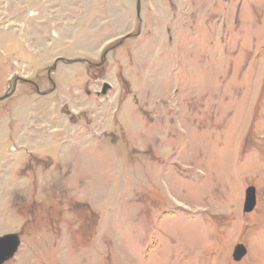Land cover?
<instances>
[{
	"label": "rangeland",
	"instance_id": "374dc122",
	"mask_svg": "<svg viewBox=\"0 0 264 264\" xmlns=\"http://www.w3.org/2000/svg\"><path fill=\"white\" fill-rule=\"evenodd\" d=\"M12 88L4 264H264V0H0Z\"/></svg>",
	"mask_w": 264,
	"mask_h": 264
},
{
	"label": "water",
	"instance_id": "95a60500",
	"mask_svg": "<svg viewBox=\"0 0 264 264\" xmlns=\"http://www.w3.org/2000/svg\"><path fill=\"white\" fill-rule=\"evenodd\" d=\"M140 5V0H139ZM126 37L122 38L118 44L122 43ZM57 63V62H56ZM55 63V66H56ZM21 79L23 81H28L22 77H16V81ZM109 85H106L104 88V92L109 88ZM14 90L11 92L5 93L0 99H5L10 94L13 93ZM38 93L46 94V92L41 91L39 88L37 89ZM257 204V189L254 185L247 187L245 201H244V210L246 212H250L254 210ZM21 244V237L20 234L17 232L6 233L4 235H0V264H4L7 260L11 259L16 252L18 251ZM247 247L244 243H238L235 245L233 250V258L236 261L241 260L247 254Z\"/></svg>",
	"mask_w": 264,
	"mask_h": 264
},
{
	"label": "flooded vegetation",
	"instance_id": "af4514ba",
	"mask_svg": "<svg viewBox=\"0 0 264 264\" xmlns=\"http://www.w3.org/2000/svg\"><path fill=\"white\" fill-rule=\"evenodd\" d=\"M49 72H51V69L49 70ZM16 77H19V76H16ZM16 77L13 79L14 81H16ZM19 80V79H18ZM29 81V80H28ZM27 81V82H28ZM18 82V81H17ZM17 82H13V87H15V85L17 84ZM37 88H36V92L38 93V91H37V89H38V86H36ZM13 89V88H12ZM43 92H45V91H43ZM40 94V93H39ZM46 94H47V92H46ZM42 95H45V94H42Z\"/></svg>",
	"mask_w": 264,
	"mask_h": 264
}]
</instances>
